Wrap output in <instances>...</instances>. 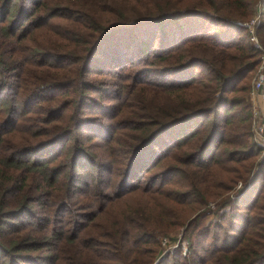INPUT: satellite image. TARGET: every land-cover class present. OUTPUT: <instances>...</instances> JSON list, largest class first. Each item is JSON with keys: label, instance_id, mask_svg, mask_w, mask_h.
<instances>
[{"label": "trees", "instance_id": "trees-1", "mask_svg": "<svg viewBox=\"0 0 264 264\" xmlns=\"http://www.w3.org/2000/svg\"><path fill=\"white\" fill-rule=\"evenodd\" d=\"M257 14L263 50L244 27ZM199 19L215 23L186 25ZM142 30L159 43L93 67ZM263 54L264 0H0V264H264V160L240 85ZM219 168L229 184L211 192ZM239 181L236 210L199 228ZM181 227L187 243L159 260Z\"/></svg>", "mask_w": 264, "mask_h": 264}, {"label": "rangeland", "instance_id": "rangeland-1", "mask_svg": "<svg viewBox=\"0 0 264 264\" xmlns=\"http://www.w3.org/2000/svg\"><path fill=\"white\" fill-rule=\"evenodd\" d=\"M258 6H261V2L257 5V7ZM253 19H254L253 22H251L252 20L250 21V26H248L247 24L244 23V27L247 28L248 31L251 33V41L254 43V45H255L256 42H258L260 44L259 46H261V48H259V49L263 50L262 43L258 40V36H257V33H256V26L258 25L259 21L262 20L261 15L257 14V16L255 15V17ZM208 21L211 22V20H208ZM210 22H208V23H210ZM194 23L197 26H199L202 23L207 24V22L203 21L202 19H199L198 22L193 21V23L192 22L191 23H186V25H188V24L193 25ZM214 23L215 22H212L211 24H214ZM209 26L207 24V27H209ZM205 28H203V29H205ZM157 33H158V35L156 34L155 31L142 30L139 33H136V35H135V33H133V34H123L122 36H117V37L111 39L105 46H103L101 48L100 53L97 55V57H96V59L94 61L93 67L96 68V67H100V66L102 67V65L103 66L104 65H109V63L111 61H113V57L117 53H121L122 57H126V58H127V56L129 57L130 55H132V50H130V48H127V47H129L131 43L136 44L140 40L152 39V38H155L157 43H159V41H160V33L159 32H157ZM252 37H254L256 40L255 39L253 40ZM263 56H264V54H263ZM257 70H256V72H257ZM202 73H203V69H202V67H200V69H198V75L200 76V75H202ZM255 75H256V73H255ZM255 75H254L253 78L251 76H247L246 77L247 80L242 81L240 85H242L243 83L249 82V81H250L249 83H251V85H252V81L255 78ZM97 78H99V77H97ZM195 125L192 126L191 128H189L187 131H189L192 128L195 129L197 127ZM203 127H206V124H204ZM251 133H252V131H251ZM252 138H253V136H252ZM253 143H254V140H253ZM224 148H230L231 149L232 147H231V145L227 146V144L225 143L218 149V151L220 152ZM261 160L262 161L264 160V150L263 149L261 150L260 154L257 156V159L255 161V165L258 164ZM256 168L257 167L255 166L254 169H256ZM158 169H159V166L155 170H158ZM212 174L214 175V182L205 184V187L207 188V186H208V189L211 192H218V190H214V186L217 185V184H220V183H222V185H223V183L229 184L228 179H229L230 173L229 174L227 173L226 168H219V169L215 170L214 172L212 171ZM242 187H243V183L241 181H239L236 184V186L233 187L230 191H228L226 193L223 192L222 195L218 196L215 199H208L207 205L202 206L198 212H195V214L200 217V223H199L200 227L199 228L205 226L209 222L214 224V223L220 221V219H221L220 215L225 214V213H230L234 209L236 210V206L241 204L240 201L236 200V198H238L240 195H242V193L240 191V189ZM262 197H263V195H262ZM225 200H228V201H225ZM217 202H218V205L221 203V204L226 205V206L224 208H219L220 206L219 207L217 206ZM226 202H227V204H224ZM215 203H216V205H215ZM175 207H176L175 208L176 211L183 213V214H181L182 215V219H186L188 216H190V215H187V214L189 212H192L190 208H186L184 206L181 207V206L175 205ZM171 213H172L171 210L165 211L164 212V217H168ZM195 214L190 216L188 221L191 218H193ZM184 229H185L184 227L175 228V229H173V231L167 232L166 234H162L163 237L164 236L165 237H169L168 239H170L169 241L172 240L171 241L172 244L169 243L166 247H163L164 244H161L160 246L158 245L157 249H155V252L157 254V258L158 259L159 258H163L164 259V257H166V255L172 254V253L176 252V250H179V247H176V244H175V242L177 240L180 239L181 241L183 240L182 242L184 244L187 243L186 239L183 238ZM162 236L160 238H163ZM162 248L167 250V252L163 253L165 250L162 249Z\"/></svg>", "mask_w": 264, "mask_h": 264}, {"label": "built area", "instance_id": "built-area-1", "mask_svg": "<svg viewBox=\"0 0 264 264\" xmlns=\"http://www.w3.org/2000/svg\"><path fill=\"white\" fill-rule=\"evenodd\" d=\"M253 20L254 19H252L251 22H253ZM245 24L250 26V22H246ZM252 38L253 40L255 39L254 37ZM259 45L260 44L258 42L255 43L257 48H261ZM249 99L252 103L251 131L253 134V140L257 146L264 150V56L262 57V62L256 72L255 78L252 81ZM169 240L170 239L168 238H163L161 240V244H164L163 247H166L169 243L172 244V240ZM180 242V239L175 242L176 247L180 245ZM183 250L186 251V245L183 246ZM165 252H167V250L163 253Z\"/></svg>", "mask_w": 264, "mask_h": 264}]
</instances>
